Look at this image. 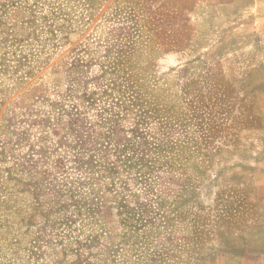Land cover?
<instances>
[{"label": "rangeland", "instance_id": "rangeland-1", "mask_svg": "<svg viewBox=\"0 0 264 264\" xmlns=\"http://www.w3.org/2000/svg\"><path fill=\"white\" fill-rule=\"evenodd\" d=\"M169 4L0 0V264H240L255 250L264 165L241 134L264 119L218 68L171 64L186 39L165 37Z\"/></svg>", "mask_w": 264, "mask_h": 264}, {"label": "crops", "instance_id": "crops-1", "mask_svg": "<svg viewBox=\"0 0 264 264\" xmlns=\"http://www.w3.org/2000/svg\"><path fill=\"white\" fill-rule=\"evenodd\" d=\"M167 3L174 11L172 20L162 18L169 27L165 37L186 39L185 45L167 50L176 57L171 64L191 63L188 69L194 78L218 68L238 95L253 96V111L264 119V0H145V6L155 11ZM241 137L249 145L250 157L258 160L253 164L264 165V123L245 129ZM256 180L252 175L254 185ZM254 231L246 241L255 250L240 264H264V249H258L264 243V222Z\"/></svg>", "mask_w": 264, "mask_h": 264}]
</instances>
